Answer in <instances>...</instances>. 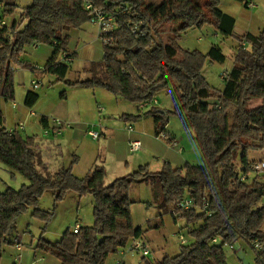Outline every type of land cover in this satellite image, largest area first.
Returning <instances> with one entry per match:
<instances>
[{"label": "trees", "instance_id": "1", "mask_svg": "<svg viewBox=\"0 0 264 264\" xmlns=\"http://www.w3.org/2000/svg\"><path fill=\"white\" fill-rule=\"evenodd\" d=\"M237 1L247 6L245 0ZM0 2L5 12L14 10L13 0ZM218 4L219 0H206L204 4L198 0H162L157 5H147L144 0H32L21 15L23 25L17 28L16 21L11 22L10 34L0 35V96L4 100L14 99L12 64L18 63L23 47L49 44L54 51L42 70L30 68L55 75L69 87H101L118 98L140 104H149L160 91H166L171 110L151 106L146 112L123 114L121 118L129 121L151 116L155 135L167 137L169 115H176L191 133L202 165L186 162L173 167L164 162L157 171H149L148 164L140 165L108 184L103 166H95L83 177L74 175L75 161L51 174L38 168L40 155L31 137L16 130L9 135L0 126V162L28 181L17 189L7 186L0 192V259L21 213L32 207V215L47 223L54 208H38L43 193H52L55 206L73 192L79 197L92 195L93 223L79 225L77 233L67 229L56 241L40 236L34 248L53 255L60 264H105L109 255L143 233L131 220L130 208L135 201L129 189L134 183H146L161 213H176L178 208L172 210L169 205L187 196L195 207L182 210L179 216L184 222L181 227L187 228L192 241L181 244L174 256L144 264H228L224 246H232L239 239L255 251L256 264H263L264 183L257 177L250 182L239 178L254 163L247 160L248 151L264 150V28L257 35L246 33L238 39L222 90L211 88L202 74L207 58L223 60L219 48L211 46L204 54L183 50L176 43L181 33L207 23L214 25L223 38L232 36L235 18L221 11ZM93 9L113 16L115 27L102 34L106 40L102 42V58L83 69L89 77L69 80V63L58 60L59 51L66 50V32L91 21ZM164 22L176 24L175 39L170 43L159 40L157 26ZM132 26L138 31L132 32ZM37 98L29 92L25 104L31 105ZM256 98L262 100L261 105L250 107V101ZM236 159L242 165L240 170ZM203 202H207L204 209ZM196 223L200 224L188 229ZM254 241L261 244V249L253 248Z\"/></svg>", "mask_w": 264, "mask_h": 264}, {"label": "rangeland", "instance_id": "2", "mask_svg": "<svg viewBox=\"0 0 264 264\" xmlns=\"http://www.w3.org/2000/svg\"><path fill=\"white\" fill-rule=\"evenodd\" d=\"M15 3L14 10L10 12L4 11V6L0 2V13H4L6 19L11 23L16 21L17 28L23 25L22 13L24 8L31 4L32 0H13ZM145 4L157 5L162 0H144ZM204 4L206 0H198ZM254 4L253 7H246L245 2L237 0H219L218 8L223 12L230 14L235 18V26L232 36L223 38L212 24H204L201 28H190L181 33L177 38L176 43L183 50H198L206 54L211 46H216L223 55V60L211 61L206 59L203 65L202 74L211 88L223 89L226 85L225 78H228L230 69L233 64V58L239 45L238 39L246 33L257 35L264 28V0H245ZM208 14V9H204ZM159 37L163 43H170L174 41V29L176 24L172 22L160 23L157 26ZM36 44V43H33ZM38 47L33 45H25L22 53L18 57V63L12 64L14 69V99L6 101L0 98V111L4 113L8 122H13L18 117L21 122L30 123L33 118L29 117V110L40 114L41 110L51 119L57 116L58 109L61 106H68L71 112L77 117L76 128L78 127V137L74 141L69 140L66 131L70 129L68 126L62 132L64 137L60 140L62 143L61 158L57 163H62V166H69V163L74 159L79 158L78 164L75 166L74 174L82 176L95 164L105 166L107 174L105 176V183L112 182L115 178L124 176L128 173L134 172L138 169L139 164H148L149 171H157L166 161L165 157H160L161 154L167 153L180 159V164L184 165L186 162L192 165L201 166V154L192 138L191 133L187 132L180 121L174 115H169L167 130L170 134L175 135L178 140L175 148L165 143L164 139L156 138L152 120L137 123V120L126 121L121 118L123 114L132 113L136 115V107L134 103L118 98L101 87L85 88V87H69L64 81H58L55 75L32 70L30 67L38 69L43 68L46 63L48 54L52 52V46L49 44L38 43ZM103 43L99 36V28L97 24L92 21H87L80 28H72L67 43V50L75 52L74 60L70 63L66 78L69 80L85 79L89 77L88 73L83 71L84 68H90L92 61H98L102 58ZM46 52V53H45ZM63 50L59 51L58 60L68 62L63 58ZM69 57V56H68ZM71 59V57H70ZM26 66H22V64ZM39 82L37 88H33L31 81ZM75 88V89H74ZM38 95L37 103L32 107H26L24 111L19 114L17 108L24 106V99L28 93ZM64 93L63 96L61 94ZM1 97V96H0ZM156 103L151 101L144 107L143 112L150 109L151 106H157L163 110H171L172 103L170 96L166 91H160L156 96ZM260 99V98H259ZM17 107H13L12 103ZM123 103L125 108L121 109L120 113L115 111L119 105ZM125 103V104H124ZM262 103V100H261ZM250 107H255L251 100ZM124 112V113H123ZM101 114V115H99ZM99 116L101 121H107L108 127L98 124ZM37 118V115L34 116ZM35 120V119H33ZM232 120L229 119V124ZM24 124V125H25ZM70 125V124H69ZM128 127H132L134 132L144 133L139 138L142 141V147L138 151L131 152L129 146L127 147L124 140L127 139L130 132ZM72 130V129H71ZM89 130L97 131L100 136L94 140L88 133ZM28 133L27 131L23 132ZM101 133L105 134L102 138ZM60 136V135H59ZM63 137V136H62ZM60 137V139H62ZM106 139V140H105ZM112 139H120V149L118 152L111 150L107 151L102 148V145H107ZM181 147L182 151L177 152ZM123 156L126 160V165H120L117 160L119 156ZM77 156V157H76ZM263 160L262 152L260 150H250L247 153V160ZM140 162V163H139ZM176 162V161H175ZM56 163V164H57ZM236 166L239 170L242 165L239 159H236ZM54 164V166H56ZM181 165V166H182ZM264 173V172H262ZM260 173L257 177L258 181L263 182L264 175ZM252 175V174H251ZM250 182L251 180L248 179ZM26 183V179L18 174H10L5 168L4 164L0 162V192H3L7 186L12 188H19L22 183ZM129 195L135 201L131 205V220L134 226H139L143 229V240L147 241L146 246L149 250L148 255L143 256L141 250H131L132 241L129 240L127 244L122 247L126 253L120 254L118 251L111 254L105 261L106 264H117L121 261L122 264H144L145 261H156L161 257L174 256L178 253L181 243L178 235L182 234L186 239L187 244L192 241V238L187 233V228H182L183 219L177 217V223L173 222V213L166 212L159 216L158 209L155 207V197L152 195L151 188L146 183H134L130 186ZM64 200V201H63ZM62 201V202H61ZM53 206V195L51 192H45L39 198L38 208L41 210H51L54 208L53 217L44 223L32 215L33 208L29 207L26 211L21 213L16 220L14 236L19 238L22 245V251L16 250L15 245L6 244L3 247L0 264H22V257L19 260L16 256L25 252L27 255L26 263L33 259V251H37L34 246L40 236L51 241L58 240L62 233L69 229L72 230L76 224L80 226L91 225L93 223V197L90 194H85L79 197L77 194L71 192ZM264 203V199L262 200ZM174 202L169 205V209L174 210ZM159 229L152 227L153 224L160 223ZM196 223L188 229L197 226ZM44 229V230H43ZM224 251L228 264H256L255 251L250 244L243 239H239L231 245H225ZM38 253V252H37ZM21 258V259H20ZM15 259V260H14ZM49 260L46 264H57L58 259L53 255H49ZM264 264V260H263Z\"/></svg>", "mask_w": 264, "mask_h": 264}, {"label": "crops", "instance_id": "3", "mask_svg": "<svg viewBox=\"0 0 264 264\" xmlns=\"http://www.w3.org/2000/svg\"><path fill=\"white\" fill-rule=\"evenodd\" d=\"M247 3H249V2H247ZM251 3V2H250ZM221 10V9H220ZM222 11V10H221ZM225 13V12H224ZM228 14V13H227ZM230 15V14H229ZM78 28H80V27H78ZM71 30L72 29H70V30H68L67 32H66V34L68 35V36H70V32H71ZM38 43H36V44H32L33 45V47L34 48H37L38 47V45H37ZM53 51H54V49H53V47H52V52H51V54L49 53L48 54V56H47V58H46V61L51 57V55L53 54ZM66 54H71L72 56H71V59L70 60H68V63H69V65H70V63L71 62H73V60H74V54H75V52H70V50H67V47H66V50L64 51ZM46 53V52H45ZM45 61V62H46ZM93 62V61H92ZM22 64V63H21ZM33 81V80H32ZM75 89V88H74ZM219 90H222L221 88H219ZM0 98H2V97H0ZM38 99V98H37ZM37 99L31 104V105H27V104H25V99H24V106H20V107H18L17 108V112L19 113V114H21V112H23L24 110L23 109H25L26 107H32V105H35L37 102ZM154 101H155V103H156V99H154ZM153 101V102H154ZM253 102H254V106L255 107H257V106H259V105H261V99H259V98H256V99H253L252 100ZM13 104V107H17V105L13 102L12 103ZM125 104V103H124ZM116 105H119V107L116 109L115 108V111H117L118 113H120V111H121V109H123V108H125L124 106H123V103H120V104H118L117 102H116ZM135 107H136V109H137V112H143V110H144V107H141L140 105V103H134L133 104ZM3 109L1 108L0 109V111H2ZM30 110H32V109H30ZM29 110V111H30ZM124 113V112H123ZM127 114H132V113H127ZM37 115V118L36 117H34V116H36ZM79 112H78V114L76 115L74 112L72 113L71 112V110L68 108V106H61L59 109H58V114H57V116H54V117H59V118H61V119H63V120H65L66 122H68L70 125L69 126H71L70 127V129L69 130H67L66 131V133L65 134H67V136L69 137V140H72V141H74V139H77V137H78V127L76 128L74 125L76 124V121H77V117H79ZM99 115H101V114H99ZM77 116V117H76ZM18 117V114H17V116H16V119L13 121V122H8V120H7V118H6V116H5V114L4 113H1L0 112V126L1 127H3V128H6V129H11V128H15L16 126H17V124L18 123H20L21 121H20V119L19 118H17ZM29 117L30 118H33V119H35V120H33L32 119V121H30V123L28 122V121H26V124L24 125V129L23 130H20L19 131V133L22 135V136H28V137H31L32 139H33V142H34V147H35V149H36V151L39 153V155H40V162H39V165H38V168H40L41 170H43V171H47V172H49V173H51V174H54L55 172H57L59 169H61V168H65L64 166H60V165H62V163L60 162V163H57L58 161H59V159L62 157L61 156V150H62V143L60 142V140H63L65 137H67V136H65L64 137V135H63V133L60 135V136H44L43 135V129H44V127L45 126H47V125H49L50 124V117L48 116V115H46L44 112H42V110H41V112H40V114H38L37 112H35V115H29ZM146 120L147 121H149V120H152V124H153V127H154V123H153V119H152V117L151 116H141L140 117V119L138 120V122L137 123H140V124H143L144 122H146ZM106 122L107 121H101V116H99V121H98V124H99V126L101 127V129H102V126H104V127H108L107 126V124H106ZM150 122V121H149ZM72 129V130H71ZM128 129V128H127ZM165 129H166V131H167V134H168V136H167V138H165L164 140H165V143L166 144H168V145H170V147H172V148H175V146H177V141L178 140H176L175 139V135L174 134H170L169 133V131L167 130V125H166V127H165ZM25 131H27L28 133H26V134H24L23 132H25ZM133 132H134V129L132 130ZM131 131V132H132ZM102 132L104 133V131H103V129H102ZM130 132V134L128 135V137H127V139H125L124 140V143H125V145L128 147V142H129V140H131V139H138L140 142H141V147H142V141H141V139L139 138L140 136H143V134L144 133H141V132H136V133H131ZM103 133H101V136H103L102 138H105V134H103ZM63 136V137H62ZM60 137H62V139H60ZM156 138H158L157 136H156ZM169 138H171L170 140H169ZM161 139V138H160ZM94 140H97V139H94ZM106 140V139H105ZM120 143H121V140L120 139H112L111 141H110V143L109 144H107V145H102L101 147L102 148H104L106 151H107V149L108 150H111V151H114L115 153L116 152H118L119 151V149L121 148L120 147ZM141 147L138 149V151L141 149ZM182 151V148L181 147H179L178 149H177V152L179 153V152H181ZM135 152V151H134ZM262 152V156L264 157V150H262L261 151ZM119 156V155H118ZM77 157V156H76ZM160 157H165V159H166V161L165 162H168V163H170L173 167H180L182 164H180L181 162H180V159L178 160V157H176V156H173V155H169L168 154V152L165 154H161V156ZM262 160V159H261ZM264 160V159H263ZM73 161H75L74 162V164L72 165V172H73V174L75 173L74 172V169H75V166L78 164V162H79V158H77L76 160L74 159ZM176 161V162H175ZM256 162V160H251L250 162ZM258 161H260V160H258ZM117 162H119V164L121 165H126L127 164V162H126V160L124 159V157L121 155V156H119V159L117 160ZM57 163V164H56ZM71 163V162H70ZM70 163H69V165H70ZM140 163V162H139ZM54 164H56V166H54ZM140 165H142V164H139V166ZM95 166H101V165H98V164H95L94 163V165L88 170V172L89 171H91ZM138 166V167H139ZM104 167V169H105V171H106V174H107V170H106V167L105 166H103ZM9 172H10V174H12V175H15V173H13V172H11L7 167H5ZM87 173V172H86ZM85 173V174H86ZM84 174V175H85ZM263 175H264V173H262ZM75 175V174H74ZM84 175H82V176H79V177H83ZM259 175H257V177H258ZM258 180V179H257ZM28 183V181L26 180V183L24 182V183H22V184H27ZM262 183H264V177H263V182ZM71 192H69L68 194H70ZM68 194L66 195V196H68ZM66 196H65V198H66ZM64 201V200H63ZM62 202V201H61ZM159 216H162V214L163 213H161L160 211H158V213H157ZM172 220H173V222H175V223H177V217H174V216H172ZM161 226V222L160 223H156V224H153L152 225V227H157L156 229H159V227ZM14 231H15V229L12 231V233H11V236L9 237V245H15V248H16V250L17 251H19V252H21L22 251V245H21V243H20V241H19V238L18 237H15L14 236ZM62 236V235H61ZM60 236V237H61ZM144 236V233H142L139 237H138V239H140V240H142L143 241V243H144V247L145 248H147V246H146V240L144 241L143 240V237ZM60 239V238H59ZM134 239H137V238H132V239H130L131 241H132V243H133V240ZM179 239V238H178ZM56 241V240H55ZM132 246V245H131ZM148 249V248H147ZM131 250H134V249H132V247H130V251ZM136 251H137V249H136ZM149 251V250H148ZM38 252V253H37ZM120 254H122V255H124L125 253H126V251H125V249L124 248H121L119 251H118ZM177 254V253H176ZM50 254H48V253H45V252H43L42 250H39V249H37V251H33V259L32 260H29V263L28 264H46V260H49V259H47L48 258V256H49ZM22 257V259H23V261H25V262H22V264H24V263H26V260H27V255H26V253L25 252H22V254L20 255H18V256H16V259H18L19 260V257ZM110 256V255H109ZM109 256L107 257V258H109ZM144 256V255H143ZM162 258V257H161ZM21 259V258H20ZM15 260V259H14ZM107 260V259H106ZM109 260H111L110 258H109ZM13 264H16V262L14 261L13 262ZM57 264H60V262H59V260H58V263ZM106 264V263H105ZM109 264V263H108ZM114 264V263H113Z\"/></svg>", "mask_w": 264, "mask_h": 264}, {"label": "built area", "instance_id": "4", "mask_svg": "<svg viewBox=\"0 0 264 264\" xmlns=\"http://www.w3.org/2000/svg\"><path fill=\"white\" fill-rule=\"evenodd\" d=\"M253 6H254V4L249 2V3H247L246 7H253ZM86 8H91V5L86 4ZM92 14L94 16H93L91 21L94 24L98 25L99 36H100L102 42H106V40L103 39L102 34L107 32V31L112 30L115 27V19L113 16L106 15L101 9H93ZM10 26H11V23L6 19V16L4 15V13H0V35L2 33H4L5 35L10 34V29H9ZM131 31L137 32L138 27L132 26ZM61 54H62L63 58H65L67 61L70 60V57H68V55L65 52H62ZM31 85L33 86V88H37L39 85V82L33 80V81H31ZM154 103H155V101H154ZM147 105H148V103L144 102V103H141L140 106L145 107ZM29 114L35 115V112L30 110ZM68 126H69V123L66 122L65 120H63L59 117H53L50 121V124L44 127L43 135L44 136H51V135L52 136H59L62 134L64 129ZM23 129H24V123L20 122L17 124V126L15 128L7 129V132L9 135H11L15 130L20 131ZM132 130H133L132 127H128L129 132H131ZM88 133L93 139H98L100 136V134L94 130H89ZM157 137L162 138V139L167 138L164 134H160ZM128 146H129V150L131 152L137 151L141 147V142L138 139H131L128 142ZM262 172H264V160L256 161V162L250 164L248 173L241 174L239 179L241 181H248V179L253 180V178L256 175H258ZM174 206L176 208H178V211L174 214L175 217L178 215L180 216L182 210H186V209H190V208L195 207L193 200L188 196L175 201ZM206 206H207V202H203L202 208L204 209ZM207 215H210V213L207 212ZM78 229H79V224H76L73 227L72 231L74 233H77ZM178 238H179V241L181 244L186 243V239L184 238V236L182 234H179ZM215 240L216 239H214V241ZM252 246L255 249H261V247H262L258 241H254L252 243ZM131 247L134 250H136V249L141 250L142 255H144V256L148 255V253H149L148 249L144 247L143 241L138 239V238L133 240ZM117 264H122V262L118 261Z\"/></svg>", "mask_w": 264, "mask_h": 264}, {"label": "water", "instance_id": "5", "mask_svg": "<svg viewBox=\"0 0 264 264\" xmlns=\"http://www.w3.org/2000/svg\"><path fill=\"white\" fill-rule=\"evenodd\" d=\"M11 233V231H9V234Z\"/></svg>", "mask_w": 264, "mask_h": 264}]
</instances>
